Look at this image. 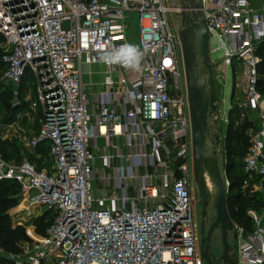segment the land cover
<instances>
[{"label": "built area", "instance_id": "2783aa9c", "mask_svg": "<svg viewBox=\"0 0 264 264\" xmlns=\"http://www.w3.org/2000/svg\"><path fill=\"white\" fill-rule=\"evenodd\" d=\"M198 2L211 70L240 69V116L250 123L240 189L262 195L245 211L249 229L237 227L235 264H264V74L256 54L264 0ZM181 11L190 18L197 8L169 0H0V81L11 87L12 105L23 84L39 116L24 146L46 144L47 153L40 164L0 155V181L17 185L18 212L52 213L42 234L22 227L27 241L18 252L0 249L2 264L204 263L191 211L180 43L167 21ZM215 51L220 58L211 63ZM92 65L103 68V90L89 97L81 67Z\"/></svg>", "mask_w": 264, "mask_h": 264}, {"label": "water", "instance_id": "95a60500", "mask_svg": "<svg viewBox=\"0 0 264 264\" xmlns=\"http://www.w3.org/2000/svg\"><path fill=\"white\" fill-rule=\"evenodd\" d=\"M174 1L182 8H197V11L189 13L190 18L182 11L175 13L173 18L179 21L177 37L190 121L192 178L197 191V204L200 206L199 254L203 264H219L220 261L223 264H235L236 252L234 246L227 244V237H231L235 242L237 226L230 219L226 207V189L217 162L219 144L218 148L214 149L207 128V120L216 110L208 62L207 30L202 13L198 10V0ZM212 123L220 140L219 121L213 119ZM205 176L209 181V189L205 186ZM208 205L213 208L215 218L203 235L205 208ZM214 230L219 232L218 257L210 251V235Z\"/></svg>", "mask_w": 264, "mask_h": 264}, {"label": "rangeland", "instance_id": "374dc122", "mask_svg": "<svg viewBox=\"0 0 264 264\" xmlns=\"http://www.w3.org/2000/svg\"><path fill=\"white\" fill-rule=\"evenodd\" d=\"M168 23L177 30L179 27V21L173 16L167 17ZM134 27V23L132 24ZM133 31V30H132ZM135 32V31H133ZM2 50H0L1 52ZM2 53V52H1ZM178 59L181 57V52L177 48L176 51ZM220 58V52L215 51L209 55V61L214 63L218 61ZM232 66L234 67V62H232ZM240 74V69L235 66L234 73H232L230 68H226L225 74L222 71V68L218 70H211V79H212V87L213 93L215 96V104L216 110L215 112L208 118L207 120V128L215 149L218 148L219 137L215 133V126L213 125V119L219 121V131L220 137L222 138V147L220 148V153L217 154V162L219 171L222 179L227 181V176H230L231 173L225 174L223 171V166L221 163V159L224 154L223 150V141H224V132L226 129V124L229 119L233 127H238L243 121L248 120L245 116H240L241 110L239 109V105L242 102L243 94L240 90L238 77ZM95 79L94 77H91ZM113 79L116 78V75L112 76ZM86 80H91L90 77H87ZM5 89L7 86L0 81V88ZM32 91V90H31ZM1 92V90H0ZM18 101L17 105H12L13 97L11 95L8 100L9 108L8 110H0V141L6 143L9 147L8 156L12 159L14 158H22L31 163H38V161H43L45 157H47V153H43L35 150H28L24 144L28 141L32 135L36 132L38 127V113L32 112L29 109V99H26L24 95L21 97H17ZM0 105H2V100L0 99ZM229 112V113H228ZM230 114V116H229ZM250 120H254L253 117H250ZM46 147V144H43ZM232 162L234 164V172L241 174V157L232 158ZM240 192L243 196H247L245 190ZM248 192V191H246ZM191 211L193 214V218L195 222L199 219L200 208L197 204L198 197L196 187L194 185L193 190L191 192ZM43 212L44 207L40 208ZM206 219L208 224H211L214 221V210L208 205L205 208ZM50 216L52 213L50 211L47 212ZM211 252L215 257H218L219 251V241H218V232H214L211 238ZM227 244L230 247L235 245L234 240L231 237H227ZM0 264H2V259H0ZM223 264V263H220Z\"/></svg>", "mask_w": 264, "mask_h": 264}, {"label": "trees", "instance_id": "16d2710c", "mask_svg": "<svg viewBox=\"0 0 264 264\" xmlns=\"http://www.w3.org/2000/svg\"><path fill=\"white\" fill-rule=\"evenodd\" d=\"M2 42L3 39L0 36V43ZM256 54L261 58L262 61L258 68V72L260 74H264V41L259 44ZM0 90V99L2 100L0 110L6 111L9 108L8 100L12 95L11 87L7 85L5 89L1 87ZM21 95H23V84L18 88V97H21ZM249 126L250 123L243 121V123L238 127H233L228 119L224 132V154L221 159L225 174L227 175L231 173L230 176H227L228 187L226 189V207L229 217L237 227L247 230L249 229V221L245 216V211L250 207H258L262 195L255 193L252 196H243L241 194L240 188L245 177L242 172L240 175L234 172L232 158L233 156L240 158L244 155L245 149L247 147V138L244 132ZM8 150V145L3 141H0V155L5 160L13 163H18L20 160H22V158L19 157L18 159L10 158L8 156ZM34 150H40L44 155L46 152V147L43 144H40ZM36 164H40V161H38ZM17 194L18 189L15 183L9 181H0V249L4 252L16 253L18 252L21 243L27 241V238L24 234V229L21 226L12 225L8 215L9 210L15 207L17 203ZM46 219L47 214H43L41 217L33 220L35 230L38 234H42L44 228L48 226V222H45Z\"/></svg>", "mask_w": 264, "mask_h": 264}, {"label": "crops", "instance_id": "0c3cea01", "mask_svg": "<svg viewBox=\"0 0 264 264\" xmlns=\"http://www.w3.org/2000/svg\"><path fill=\"white\" fill-rule=\"evenodd\" d=\"M257 1L253 2V5H258ZM259 13H263L262 6H255ZM4 47L2 43H0V50H3ZM2 52V51H1ZM87 77H90L91 80H86ZM94 77L95 79H92ZM103 78V68L100 65H92V66H82L81 67V83L82 89L84 93H86L89 97L97 92H101L103 90L101 86ZM23 201V198H18L15 207L9 210L8 215L10 217L12 225L21 226L27 228L29 230H33L36 235L38 233L35 230V225L33 224V220L42 216L41 209H33L31 211V216L28 217L21 212L16 210L17 206L20 205Z\"/></svg>", "mask_w": 264, "mask_h": 264}, {"label": "flooded vegetation", "instance_id": "af4514ba", "mask_svg": "<svg viewBox=\"0 0 264 264\" xmlns=\"http://www.w3.org/2000/svg\"><path fill=\"white\" fill-rule=\"evenodd\" d=\"M169 1L172 3L174 0H169ZM199 208H200V206H199ZM205 215H206V213H205ZM200 223H201V218H200V212H199V219L195 222L196 236H197V246H198V248H199V243H200V238H201V236L199 234V232H200ZM209 225L210 224H208L207 219H206V216H205V219H204V222H203V232H202L203 235L207 232V229H208V226ZM214 232H218V231L217 230H214V231H212V233L210 235V251H211V245H212L211 244V238H212ZM218 241H219V232H218Z\"/></svg>", "mask_w": 264, "mask_h": 264}, {"label": "bare ground", "instance_id": "6f19581e", "mask_svg": "<svg viewBox=\"0 0 264 264\" xmlns=\"http://www.w3.org/2000/svg\"><path fill=\"white\" fill-rule=\"evenodd\" d=\"M205 186L207 189H209V181L207 180V177L205 176Z\"/></svg>", "mask_w": 264, "mask_h": 264}, {"label": "clouds", "instance_id": "9594fccd", "mask_svg": "<svg viewBox=\"0 0 264 264\" xmlns=\"http://www.w3.org/2000/svg\"><path fill=\"white\" fill-rule=\"evenodd\" d=\"M132 51H133L132 47L129 46V47H128V52L131 53Z\"/></svg>", "mask_w": 264, "mask_h": 264}]
</instances>
